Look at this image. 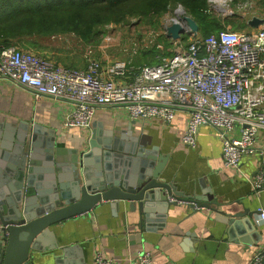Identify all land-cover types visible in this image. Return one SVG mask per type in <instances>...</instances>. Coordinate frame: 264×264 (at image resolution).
I'll list each match as a JSON object with an SVG mask.
<instances>
[{"label":"crops","instance_id":"0c3cea01","mask_svg":"<svg viewBox=\"0 0 264 264\" xmlns=\"http://www.w3.org/2000/svg\"><path fill=\"white\" fill-rule=\"evenodd\" d=\"M84 60L85 57L74 59L70 68L85 69ZM101 62L111 60L104 58ZM72 109L73 105L63 100H35L27 88L0 78V123L15 127L20 123L41 125L46 132L59 136L61 146L67 147L81 143L87 148L93 128L99 124L116 136L129 132L132 136L147 137V149L156 146L160 154L167 156L161 176L171 181L184 194L182 197L195 198L201 207L192 209L178 204L164 210L155 205L145 214L138 208L130 211L128 203L113 209L110 202H102L90 213L55 226L57 245L45 244L46 251L38 254L35 264H95L97 252L114 259L115 264H130L144 251L152 253L153 264H248L264 246V220H260L258 213L264 209V190L257 193L251 185L256 174L264 170V130L258 134L255 154L245 157L241 167L234 169L224 165L221 138L214 128L199 129L196 148L183 143L189 116L184 111H178L172 122L166 124L159 119L133 120L120 106H103L98 108L92 127L84 129L65 126ZM10 160L11 157L0 155L3 203L13 198L12 177L6 172ZM134 164V160L125 159L116 169L122 175H130ZM109 168L111 171V165ZM101 169L105 170L102 164ZM41 182L46 187L47 183ZM244 209L253 213L259 234L252 236L247 231L231 237L228 226L217 221L215 213ZM63 248H69V253Z\"/></svg>","mask_w":264,"mask_h":264},{"label":"built area","instance_id":"2783aa9c","mask_svg":"<svg viewBox=\"0 0 264 264\" xmlns=\"http://www.w3.org/2000/svg\"><path fill=\"white\" fill-rule=\"evenodd\" d=\"M221 1L229 0L209 3ZM176 13L165 30L175 22L188 29L181 6ZM253 29L226 26L206 38L189 35L188 44L176 40L173 54L156 64H103L89 58L85 69L67 68L12 45L0 49V78L27 88L35 100L50 97L71 103L66 127L90 129L103 106H120L133 120L166 124L184 111L189 116L183 143L196 148L199 129L212 127L221 138L224 165L239 169L245 157L255 154L258 134L264 130V22ZM251 185L257 193L264 190V170ZM259 213L263 221L264 209ZM94 259L95 264H115L102 252ZM130 264H153L152 253H139ZM248 264H264V246Z\"/></svg>","mask_w":264,"mask_h":264},{"label":"water","instance_id":"95a60500","mask_svg":"<svg viewBox=\"0 0 264 264\" xmlns=\"http://www.w3.org/2000/svg\"><path fill=\"white\" fill-rule=\"evenodd\" d=\"M182 20L188 29L175 22L166 27L167 35L175 41L185 34L198 36L195 20L190 16ZM263 22L264 18L253 17L248 24L256 29ZM61 143L59 136L38 124L15 127L0 123V155L11 157L6 172L13 182V198L6 203L0 200V264H35L38 254L46 251L45 244L57 245L55 226L90 213L102 202H110L113 209L128 203L130 211L138 208L145 214L155 205L164 210L177 206L179 200L192 209L201 207L195 198L182 197L184 194L161 176L167 156L156 146L147 149V137L129 132L116 136L99 124L93 128L87 148L81 143L73 147ZM125 159L135 162L130 175L116 169ZM252 217L247 209L215 213L216 220L228 226L231 237L247 231L259 234ZM69 248L63 251L68 254Z\"/></svg>","mask_w":264,"mask_h":264},{"label":"trees","instance_id":"16d2710c","mask_svg":"<svg viewBox=\"0 0 264 264\" xmlns=\"http://www.w3.org/2000/svg\"><path fill=\"white\" fill-rule=\"evenodd\" d=\"M179 6L198 24L202 38L220 32L228 24L236 31L248 27L247 23L237 24L209 15L208 0H0V49L15 45L38 55L34 51L44 48L39 38L69 32L86 44L95 45L109 25L127 23L135 18L159 25L170 8ZM189 38L185 34L182 41ZM165 41V48H168L172 42ZM158 54L159 51L146 53L147 57L152 55L147 64L159 63L155 58ZM172 54L167 52L166 57Z\"/></svg>","mask_w":264,"mask_h":264},{"label":"rangeland","instance_id":"374dc122","mask_svg":"<svg viewBox=\"0 0 264 264\" xmlns=\"http://www.w3.org/2000/svg\"><path fill=\"white\" fill-rule=\"evenodd\" d=\"M224 2L209 3L208 0L209 15L219 20H233L237 24H248L253 17L264 18V0H229L223 4ZM178 8H170L160 20L159 25H150L145 20L136 18L130 19L127 23L109 25L105 28V35L101 41L95 45L86 44L72 32L39 38L40 44L44 48L34 52L50 61L63 63L62 66L69 68L70 63L74 59L78 60L79 57H85L86 62L89 58L99 61L105 58L111 61L120 60L132 61L135 62L134 64H147L152 55L147 57L145 54L159 51L155 58L161 60L166 57L167 52H170L171 49L175 50L178 45L167 35L164 27L167 22L173 21L177 17ZM182 14L188 16L185 10ZM226 26L234 29L231 24ZM242 30L251 31L252 28L248 24V27ZM165 39L169 40V43L172 42L168 48H165ZM190 41L191 38L182 43L186 45Z\"/></svg>","mask_w":264,"mask_h":264}]
</instances>
